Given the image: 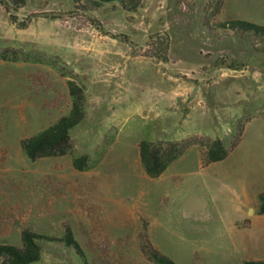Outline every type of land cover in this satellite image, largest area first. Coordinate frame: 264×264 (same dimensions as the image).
<instances>
[{"label": "rangeland", "instance_id": "rangeland-1", "mask_svg": "<svg viewBox=\"0 0 264 264\" xmlns=\"http://www.w3.org/2000/svg\"><path fill=\"white\" fill-rule=\"evenodd\" d=\"M137 1L0 0V245L70 229L86 264H153L146 244L175 264L264 260V216L246 209L264 187V37L220 26H264V0ZM68 80L85 110L71 149L31 162L20 143L67 113ZM143 140L183 151L150 178ZM216 140L231 155L202 165ZM235 223L248 226L233 251ZM38 243L34 264H82Z\"/></svg>", "mask_w": 264, "mask_h": 264}, {"label": "trees", "instance_id": "trees-1", "mask_svg": "<svg viewBox=\"0 0 264 264\" xmlns=\"http://www.w3.org/2000/svg\"><path fill=\"white\" fill-rule=\"evenodd\" d=\"M28 0H12L15 10L24 6ZM94 6L104 3L118 2L125 10L134 11L138 7L137 0H89ZM15 18L11 17L14 21ZM16 22V21H15ZM14 22V23H15ZM24 26V24H20ZM231 30L253 33L264 37V26L256 25L247 21L233 20L220 24ZM1 58L6 60L5 54ZM68 89L71 96L70 111L60 117L55 123L37 134L21 141V150L25 157L35 162L42 158L62 157L69 153L71 149V131L79 125L84 117V96L82 88L74 82L68 80ZM182 148L177 142H151L143 140L139 143L140 162L146 175L150 178H157L182 154ZM228 155L227 150L220 140L214 141L205 154L202 165L222 161ZM73 167L77 170H84L87 167V157L80 156L72 161ZM257 214L264 213V191L257 196ZM22 246L0 245V257L3 258L2 264H34L41 257V248L38 243L44 241H59L72 248L81 259L82 264H86L84 254L78 242L74 239L70 229H67L64 236L60 239L36 234L30 230H24L21 234ZM143 253L153 264H175L170 258L161 254L150 244L142 247ZM239 264H264V260H248Z\"/></svg>", "mask_w": 264, "mask_h": 264}, {"label": "crops", "instance_id": "crops-1", "mask_svg": "<svg viewBox=\"0 0 264 264\" xmlns=\"http://www.w3.org/2000/svg\"><path fill=\"white\" fill-rule=\"evenodd\" d=\"M67 87H68V85H67ZM68 93H69V96H70V92H69V89H68ZM70 98H71V96H70ZM70 109H71V107L69 108V110L67 111V113L70 111ZM67 113H65L64 115H66ZM64 115H61L60 117H62V116H64ZM59 117V118H60ZM58 118V119H59ZM58 119H56L55 120V122L58 120ZM55 122H53V123H55ZM52 123V124H53ZM51 124V125H52ZM50 126V125H49ZM48 126V127H49ZM46 129V128H45ZM44 130V129H43ZM42 131V130H41ZM40 132V131H39ZM37 134V133H36ZM35 135V134H34ZM238 145H239V143H238ZM237 145V146H238ZM237 146H236V148H237ZM229 155H231V153H228V155H227V157L225 158V159H223L222 161H218V162H223V161H225L228 157H229ZM214 163H217V162H214ZM210 164H212V163H210ZM209 165V164H208ZM236 185H238V186H242V189H246V180H244V179H242V178H240L239 176H238V180H237V182H236ZM264 191V187L262 188V189H260V190H257V191H255L254 192V198H255V200L251 203V204H248L247 205V207H246V209L249 211V209H250V207H255L256 209H257V206H258V202H257V196H258V194L259 193H261V192H263ZM256 215H259V214H257L256 213ZM261 216H264V213L263 214H260ZM254 216V215H253ZM248 226V224L246 223V224H244V225H242V224H240V223H235L234 225H232V227H231V229H232V233H231V241H232V243H233V245H235V247H233V251H236L237 249L236 248H238V246H236V243L234 244V242H238V241H240V242H242V243H244L245 241H244V239L243 238H245V231H247V227ZM244 233V234H243ZM244 235V236H243Z\"/></svg>", "mask_w": 264, "mask_h": 264}]
</instances>
